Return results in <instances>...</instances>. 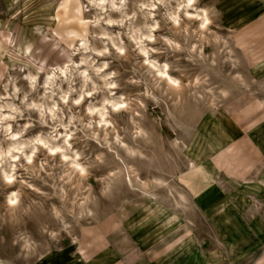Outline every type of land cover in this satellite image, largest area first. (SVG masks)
Listing matches in <instances>:
<instances>
[{
    "label": "clouds",
    "instance_id": "obj_1",
    "mask_svg": "<svg viewBox=\"0 0 264 264\" xmlns=\"http://www.w3.org/2000/svg\"><path fill=\"white\" fill-rule=\"evenodd\" d=\"M220 2L59 0L56 16L49 17L57 21L56 27L36 24L31 29L41 44H50L48 55H42L44 49L28 37L18 40L12 32H0V65L5 69L0 72L3 203L14 214L40 217L34 220V234L13 237L12 245L21 249L18 256L34 264L62 252L56 243L62 233L76 242V229L82 221L91 224L97 219L101 202H128L125 187L153 202L159 199L157 189H171L176 207L187 202L190 194L174 181L184 183L203 165L198 158L184 157L187 172L177 168L152 175L157 158L175 163L189 145L156 133L153 125L159 124V117L150 116L149 102L154 108L163 106L161 114L175 122V110L185 94L197 101L230 95L226 89L211 87L207 72L189 79L190 66L205 63L209 71L216 66V58L209 61L203 54L209 43L217 47V56L226 54L232 69L241 67L230 38L217 31L224 15ZM162 24L168 34H158ZM51 53L58 54L59 62L49 63ZM133 53L131 75L123 79L113 61H128ZM4 56L10 65L4 64ZM9 68L18 74H10ZM232 80L245 84L239 71ZM125 85L135 91H124ZM56 157L59 163L54 162ZM54 168H60L58 176ZM142 170L148 173L145 179ZM89 179L96 181V189ZM41 185L53 188L52 193ZM24 189L45 200L55 198L59 204L45 208L43 201L27 199ZM23 231L28 233L26 227ZM4 243L0 235V244Z\"/></svg>",
    "mask_w": 264,
    "mask_h": 264
},
{
    "label": "rangeland",
    "instance_id": "obj_2",
    "mask_svg": "<svg viewBox=\"0 0 264 264\" xmlns=\"http://www.w3.org/2000/svg\"><path fill=\"white\" fill-rule=\"evenodd\" d=\"M58 4L59 0H0V32H12L18 40L28 37L37 48L44 49L42 55H48L50 44H41L31 29L36 24L55 28L57 21L49 17L56 16ZM218 7L224 15L217 31L230 38L234 58L240 60L241 67L232 69L231 63L225 62L226 54L217 56V47L209 43L203 54L209 61L216 58V66L211 71L205 63L190 66L189 79L207 72L209 85L226 89L230 95L197 101L185 94L175 110V122L161 114L163 106L154 108L149 102L150 116L159 117V124L153 125L156 133L165 140L181 138L189 145L175 163L157 158L152 175L177 168L187 172L184 157L198 158L202 169L191 171L184 183L174 181L190 198L176 207L169 196L171 189H157L159 199L153 202L125 187L127 203L101 202L97 219L91 224L82 221V227L76 229V242L62 233L56 243L63 251L34 264H264V0H221ZM158 34H168L163 24ZM134 56L128 61H113V68L123 73V79L131 75ZM57 57L51 53L49 63L59 62ZM11 63L4 56V64ZM4 71L0 65V72ZM236 71L247 86L232 80ZM9 73L18 74L11 73L10 68ZM123 90L135 91L130 85ZM54 162L59 163V157ZM52 171L60 174V168ZM147 175L141 171V179ZM88 183L93 189L98 187L94 179ZM41 187L49 194L53 191ZM3 192L0 188V235L6 243L0 244V260L5 264H33L18 256L20 246H13L11 241L14 236L34 234V220L40 217L14 214L4 205ZM24 192L27 199L43 201L45 208L59 204L55 198L45 200L30 189ZM25 227L28 233L23 231Z\"/></svg>",
    "mask_w": 264,
    "mask_h": 264
}]
</instances>
